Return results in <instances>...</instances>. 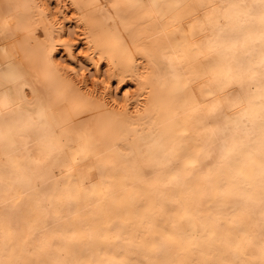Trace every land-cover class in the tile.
Wrapping results in <instances>:
<instances>
[{"label":"snow or ice","instance_id":"snow-or-ice-1","mask_svg":"<svg viewBox=\"0 0 264 264\" xmlns=\"http://www.w3.org/2000/svg\"><path fill=\"white\" fill-rule=\"evenodd\" d=\"M151 3L160 7L156 0ZM94 6L112 18L108 7L88 5ZM110 7L123 19L119 4ZM128 7L138 9L143 4L129 0ZM191 8L186 17L174 20L184 25L185 18L192 17L187 31L178 27L176 32L187 44L188 38L195 41L206 27L212 28L209 51L213 55L208 57L207 71L196 74L197 81L204 76L210 79L200 85L201 98L193 90L191 105L185 101L174 107L194 82L186 81L179 65H163L164 79L175 77L174 92L161 106L158 120H152L147 138L138 133L137 145L124 151L121 142H111L104 151L98 142L82 138V151H78L72 141L55 138L43 117L40 125L45 136L33 140L20 131L17 137L10 128L0 135V210L4 213L0 264H264V0H221L219 5L201 0ZM19 9L6 4V19H20ZM200 11L202 18L197 15ZM100 28L110 36L105 25ZM26 30L25 44L44 53L43 73L49 80L55 78L52 52L57 45L69 53L72 47L53 43L54 30H43V39H37L30 22ZM112 47L108 43L97 50L102 58H111L117 70L132 68V54L123 41H119L118 63ZM187 47L199 50L203 43ZM19 79V73L15 77L6 73L4 82L8 86ZM189 108L194 117L188 116ZM112 152L116 159L109 158ZM130 157L144 160V184L139 189L143 195L134 199L122 194L126 177L118 167L121 162L126 166ZM89 159L95 163L72 174L73 165ZM22 202L27 212L20 224V217L9 215V210ZM86 252L111 255L89 259ZM124 255L129 258H119ZM136 255L143 259L132 258Z\"/></svg>","mask_w":264,"mask_h":264},{"label":"bare ground","instance_id":"bare-ground-1","mask_svg":"<svg viewBox=\"0 0 264 264\" xmlns=\"http://www.w3.org/2000/svg\"><path fill=\"white\" fill-rule=\"evenodd\" d=\"M140 2L143 8L131 9L127 0V6L120 7L123 15L121 19L110 7L113 3L120 4V0H0V135L10 128L17 137L20 131L31 135L33 140L37 136H45L46 130L40 125V118L43 117L44 122L51 126L55 138L62 137L63 143L72 141L78 151H82V138L98 142L104 151H107L109 143L121 142L126 151L129 146L138 144V133L147 138L152 120H158L161 106L172 98V81L175 77L169 76L165 80L163 65H179L186 81L194 82L189 84L187 93L174 107H180L185 101L191 105L193 90L197 98H201L200 85H206L210 77L204 76L197 81L196 74L207 71L208 57L213 55L209 51L213 30L206 27L195 41L188 38L187 44L203 43L202 49L189 51L185 38L176 29L182 27L186 32V25L192 17L185 18L184 25L174 23L177 18L186 17L192 10L191 6L199 5L201 0H156L159 8H153L151 0ZM211 2L219 5L221 0ZM247 2L252 3V0ZM8 3L20 6V19H6L5 5ZM96 3L101 7H108L107 11L112 18L108 19V15L100 7H88L89 4ZM76 4L83 7H74ZM175 4H180L181 7H168ZM41 8L45 10L47 20L55 18V24L51 28L41 19ZM12 13L17 16L15 9H12ZM197 15L202 18L204 12L200 11ZM26 22H30L32 30L37 31V39H43V30L48 28L50 33L54 30L55 40H66L68 43L65 45L72 47V52L69 53L63 46L57 45L50 59L52 64L67 63L77 71L87 70L82 82L77 80L75 74H67V78L77 86L79 92L69 89L56 78L49 80L45 77L42 70L44 53L34 47L30 50L25 44V38L28 37ZM101 24L107 27L110 36L100 28ZM121 40L123 47L132 54L133 67L119 71L111 58L100 56L97 48L111 43V51L117 53L118 63ZM175 41H179V45ZM47 43L51 46V41ZM6 65H10L11 69ZM6 73L13 77L19 73L22 79L6 86ZM194 115L189 108L188 116ZM180 122H185L183 115ZM26 142L35 147L32 140ZM109 158L117 157L112 152L109 153ZM2 162L3 158L0 157V163ZM94 163L93 159H89L85 163L73 165L72 174L79 173ZM143 164L142 158L130 157L126 166L124 162L118 165L126 177L123 195H129L133 199L143 195L139 190L144 184L141 174ZM91 178L92 182L96 181L95 172L91 173ZM111 182L109 180L107 183ZM26 212L27 205L22 202L16 209L10 208L9 215H18V223L22 224V214ZM3 215L0 210V217ZM165 227L169 232H174L171 225ZM184 227L187 229V221L184 222ZM175 234L180 235L178 232ZM3 239L4 232L0 228V246ZM15 243L19 246L18 239ZM85 255L89 259H104L111 253L101 252L94 256L91 252H86ZM119 258L127 259L129 256ZM132 258L143 259L140 255Z\"/></svg>","mask_w":264,"mask_h":264},{"label":"clouds","instance_id":"clouds-1","mask_svg":"<svg viewBox=\"0 0 264 264\" xmlns=\"http://www.w3.org/2000/svg\"><path fill=\"white\" fill-rule=\"evenodd\" d=\"M119 5L121 7L127 6V0H120ZM39 11L41 13V19H44V22L48 25V28H51L55 24V18H53L52 20H47L45 10L43 8H41V9H39ZM48 28H46V30H48ZM52 42L53 43H62V44L68 43L66 40H59V41L54 40ZM83 54L87 55V53H83ZM61 69H64V71H62ZM51 71H52L53 76L58 80V82L66 85L69 89H72L73 87L76 88L77 86L71 80H69L67 78L68 73L75 74L77 80H80L81 82L83 81V78L85 76L84 71H80L77 74L74 69L69 68L66 64L58 65V64L53 63L51 65ZM99 83H103V81H99Z\"/></svg>","mask_w":264,"mask_h":264}]
</instances>
